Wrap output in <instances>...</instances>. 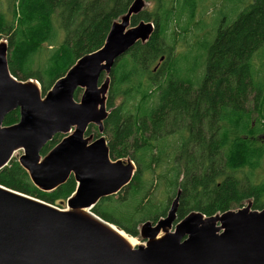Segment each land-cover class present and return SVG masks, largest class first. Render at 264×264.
<instances>
[{
    "label": "trees",
    "instance_id": "trees-1",
    "mask_svg": "<svg viewBox=\"0 0 264 264\" xmlns=\"http://www.w3.org/2000/svg\"><path fill=\"white\" fill-rule=\"evenodd\" d=\"M203 1L144 0L152 6L132 16L130 25L151 23L153 32L120 57L109 75L102 136L109 157L129 159L135 172L92 213L130 237L139 236L143 223L165 217L178 191L177 222L190 212L210 217L248 202L252 210L264 209V141L259 139L264 132V0H252L234 19H222L206 46L204 64L189 71L177 59L183 36L173 27L186 17L188 31L199 16L198 28H208L199 10ZM132 2L0 0V42L6 43L9 73L17 81L38 82L45 95L79 58L103 46L111 25ZM196 47L197 42L187 50ZM81 92L75 91V100ZM18 119V110L8 113L3 127ZM88 135L98 137L97 127L89 126ZM62 138L55 135L41 156ZM154 181L161 184V199L153 196ZM0 186L61 209L76 189L70 177L42 192L15 159L0 170Z\"/></svg>",
    "mask_w": 264,
    "mask_h": 264
},
{
    "label": "water",
    "instance_id": "water-1",
    "mask_svg": "<svg viewBox=\"0 0 264 264\" xmlns=\"http://www.w3.org/2000/svg\"><path fill=\"white\" fill-rule=\"evenodd\" d=\"M144 5L133 0L103 46L79 58L44 96L32 80L11 76L0 43V170L21 150L17 162L40 191L51 192L70 177L76 183L64 211L0 186V264H264V209L252 210L251 202L210 217L190 212L177 222L178 191L165 217L140 226L143 243L134 247L92 213L135 172L129 159L109 157L102 133L111 69L153 32L151 23L130 25ZM15 110L18 122L3 127ZM91 125L98 129L96 138L86 136ZM55 135L63 138L41 156Z\"/></svg>",
    "mask_w": 264,
    "mask_h": 264
},
{
    "label": "rangeland",
    "instance_id": "rangeland-1",
    "mask_svg": "<svg viewBox=\"0 0 264 264\" xmlns=\"http://www.w3.org/2000/svg\"><path fill=\"white\" fill-rule=\"evenodd\" d=\"M252 0H204L199 7V10L201 11V16L204 18L205 22L209 25V29L206 28L204 30V27L202 29L197 26L198 18L199 16L196 17V21L194 20V24H192L189 27V30H187L186 23H187V18L182 17L181 21L178 26L173 27V29H177L179 31L180 37L183 36L180 41L178 42L176 51L178 53L177 59L179 63H182L184 65V69L193 71L195 67H200L201 64H204L205 58L202 56L206 53V46L210 43L213 42L216 34V29L218 27V24L222 21L224 18L228 19H234L239 12L243 11L250 3ZM152 6L151 4H146L144 7L150 8ZM183 30V31H181ZM186 32H185V31ZM176 31V33H177ZM208 31V32H207ZM186 34H185V33ZM185 35V36H184ZM197 40V41H196ZM4 41H1L3 43ZM197 42V47L195 49H189L187 50V47L192 46ZM5 43V42H4ZM6 44V43H5ZM258 55V54H257ZM256 55V56H257ZM188 60V63L186 61ZM254 63L259 69L260 67V62L258 61V57L254 59ZM200 71H204V68H201ZM33 81V80H32ZM36 83V85L40 89V84L36 81H33ZM81 95V94H80ZM80 95L77 99L79 101ZM41 96L42 95L41 93ZM120 100H118L119 102ZM256 116V115H255ZM257 119V117H255ZM260 141H264V132H262L259 136ZM61 141V140H60ZM170 141V140H169ZM22 151L18 150L13 154V158L15 160H18V158L22 155ZM135 165V164H134ZM160 169L156 172L157 174ZM261 174H264V169L260 172ZM156 186V190L153 192L154 198L161 199L163 198V195L161 193V184H158V182L154 181L153 182ZM174 198L170 199V204L172 203ZM246 205V203L244 204ZM170 206V205H169ZM58 208V207H56ZM60 210H66V202L63 204L62 209L58 208ZM237 210V209H235ZM123 232V231H122ZM124 233V232H123ZM128 238H132L136 240L137 245H140L143 243L140 240V237H130L126 233H124ZM136 246V245H135Z\"/></svg>",
    "mask_w": 264,
    "mask_h": 264
},
{
    "label": "bare ground",
    "instance_id": "bare-ground-1",
    "mask_svg": "<svg viewBox=\"0 0 264 264\" xmlns=\"http://www.w3.org/2000/svg\"><path fill=\"white\" fill-rule=\"evenodd\" d=\"M16 151H18V150H16ZM15 151V152H16ZM14 152V153H15ZM13 153V154H14ZM83 212H87L86 210H83ZM111 228L114 230V231H116L123 239H125L131 246H135V245H137V242H136V240H134V239H132V238H128L122 231H120V230H118L117 228H115V227H113V226H111ZM162 235V233H160L159 234V236L158 237H160Z\"/></svg>",
    "mask_w": 264,
    "mask_h": 264
}]
</instances>
